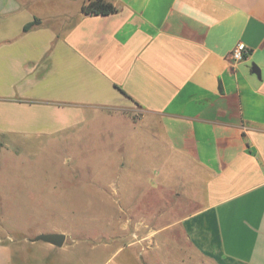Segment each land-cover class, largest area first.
<instances>
[{"label": "crops", "instance_id": "1", "mask_svg": "<svg viewBox=\"0 0 264 264\" xmlns=\"http://www.w3.org/2000/svg\"><path fill=\"white\" fill-rule=\"evenodd\" d=\"M87 1L0 0V135L150 129L154 208L126 215L99 264H264V0H104L116 13L85 16ZM40 234L65 241L0 238V264H57L76 245Z\"/></svg>", "mask_w": 264, "mask_h": 264}, {"label": "rangeland", "instance_id": "2", "mask_svg": "<svg viewBox=\"0 0 264 264\" xmlns=\"http://www.w3.org/2000/svg\"><path fill=\"white\" fill-rule=\"evenodd\" d=\"M128 125L115 127L117 134H127L123 139L93 136L86 130L75 138L58 139L0 135V238L12 237L22 244L39 233L63 231L68 236L66 244L76 245L58 249L48 263L106 260L117 246L114 239L126 215L132 216L133 225L136 215L148 216L153 210L142 196L155 182L154 170L164 160L150 139L137 135L147 134L148 127ZM95 128L107 132L102 122ZM107 243L112 247H104ZM37 255L47 254L31 250L28 258ZM171 259L177 263L182 257L176 254ZM113 260L117 262V256Z\"/></svg>", "mask_w": 264, "mask_h": 264}, {"label": "trees", "instance_id": "3", "mask_svg": "<svg viewBox=\"0 0 264 264\" xmlns=\"http://www.w3.org/2000/svg\"><path fill=\"white\" fill-rule=\"evenodd\" d=\"M116 8L109 2L104 0H89L81 8V13L85 16H108L116 13ZM38 22H32L24 27V31H28Z\"/></svg>", "mask_w": 264, "mask_h": 264}, {"label": "water", "instance_id": "4", "mask_svg": "<svg viewBox=\"0 0 264 264\" xmlns=\"http://www.w3.org/2000/svg\"><path fill=\"white\" fill-rule=\"evenodd\" d=\"M253 71L257 76H259V71L257 68L253 69ZM34 241H42L54 247L61 248L65 241V235L63 234H40L34 239Z\"/></svg>", "mask_w": 264, "mask_h": 264}, {"label": "built area", "instance_id": "5", "mask_svg": "<svg viewBox=\"0 0 264 264\" xmlns=\"http://www.w3.org/2000/svg\"><path fill=\"white\" fill-rule=\"evenodd\" d=\"M247 54V48L243 43H238L231 52L233 63L241 62Z\"/></svg>", "mask_w": 264, "mask_h": 264}]
</instances>
